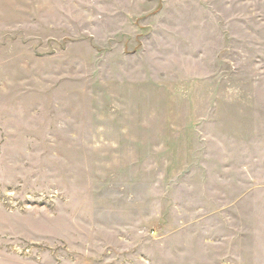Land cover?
Instances as JSON below:
<instances>
[{
	"label": "rangeland",
	"instance_id": "1",
	"mask_svg": "<svg viewBox=\"0 0 264 264\" xmlns=\"http://www.w3.org/2000/svg\"><path fill=\"white\" fill-rule=\"evenodd\" d=\"M0 264H264V0H0Z\"/></svg>",
	"mask_w": 264,
	"mask_h": 264
}]
</instances>
